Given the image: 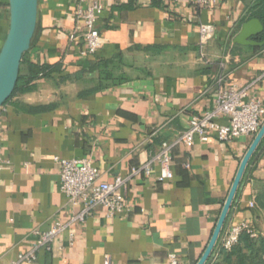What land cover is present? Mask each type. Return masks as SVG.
I'll use <instances>...</instances> for the list:
<instances>
[{
    "label": "crops",
    "instance_id": "0c3cea01",
    "mask_svg": "<svg viewBox=\"0 0 264 264\" xmlns=\"http://www.w3.org/2000/svg\"><path fill=\"white\" fill-rule=\"evenodd\" d=\"M96 1L102 5L96 21L101 44L94 55L84 56L80 41L69 39L78 0H38L36 30L21 68L24 73L31 63L58 68L0 109L5 161L0 264L29 250L34 231L65 223L81 209L60 191L55 157H89L100 171L99 181L111 182L148 161L163 141L187 128L190 118L210 111L221 89L245 88V99L264 107V46L233 41L257 0H222L215 7L195 0ZM8 23V0H0V48ZM201 24L214 27L203 47ZM101 61H109L113 81L98 88L97 72L75 77ZM252 139L243 135L220 142L211 135L189 147L176 144L171 179L156 180L157 165L150 176H131L121 189L124 214L106 218L96 208L64 228L49 250L38 251V264H167L169 252L195 264ZM262 182L264 138L245 169L222 235L245 222L264 237V211L255 201ZM213 251L205 264L213 261Z\"/></svg>",
    "mask_w": 264,
    "mask_h": 264
},
{
    "label": "built area",
    "instance_id": "2783aa9c",
    "mask_svg": "<svg viewBox=\"0 0 264 264\" xmlns=\"http://www.w3.org/2000/svg\"><path fill=\"white\" fill-rule=\"evenodd\" d=\"M221 1L195 0V3L202 7H215ZM101 9L102 5L96 0H78L74 9L75 27L69 34V39L73 42L80 41L82 44L81 54L84 56L94 55L100 47L101 42L96 21L97 14ZM213 35V25L201 24L199 26L200 46L203 47ZM245 97V88L230 86L221 89L217 93L215 105L210 111L190 118L187 128L172 141H163L158 151L148 161L140 167L132 168L128 176H116L111 182L99 181L100 171L92 164L89 157L71 159L55 157L60 167L59 189L65 195L68 203L81 205V209L73 213L65 223L56 222L46 231H34L37 238L33 246L29 250L19 253L10 264H38V251L49 250L54 238L64 228L71 223L82 222L98 207L105 211L106 218L124 214L127 211V206L121 189L127 180L139 173L150 176L154 165L159 167L156 180L171 179L173 177L171 151L176 144L181 143L189 147L196 140L207 142L211 135H214L220 142H230L243 135L254 137L264 122V107L259 100L245 99ZM219 117H224L226 122H218ZM4 163L0 149V170ZM183 166L189 168V163L185 162ZM249 206L254 207L255 203L250 201ZM244 231L250 237L257 236V232L248 223H239L220 237L222 247L225 250H230ZM167 264L184 263L176 253L169 252Z\"/></svg>",
    "mask_w": 264,
    "mask_h": 264
},
{
    "label": "water",
    "instance_id": "95a60500",
    "mask_svg": "<svg viewBox=\"0 0 264 264\" xmlns=\"http://www.w3.org/2000/svg\"><path fill=\"white\" fill-rule=\"evenodd\" d=\"M8 11V30L0 48V108L12 94L18 78L22 57L30 48L36 30L38 0H8ZM263 32L264 26L261 21L257 18H251L241 24L233 41L240 45L261 47L264 46V36L260 41L254 38ZM263 138L264 122L239 163L210 239L195 264H205L212 254L221 231L225 227L229 209L245 169Z\"/></svg>",
    "mask_w": 264,
    "mask_h": 264
},
{
    "label": "trees",
    "instance_id": "16d2710c",
    "mask_svg": "<svg viewBox=\"0 0 264 264\" xmlns=\"http://www.w3.org/2000/svg\"><path fill=\"white\" fill-rule=\"evenodd\" d=\"M257 18L264 26V0H257L249 10L245 20ZM26 54L23 55L18 78L10 97L5 101L4 105L17 93L26 91L29 84L40 77L48 76L52 70L58 68L55 66L38 65L31 63L27 73L22 71V64L26 61ZM97 72L98 74V88L103 87L105 84L102 81L114 80L109 61H101L95 63L87 68V70H81L75 74L76 78H83L86 74ZM123 77H118L117 81H120ZM3 105V106H4ZM257 208L264 211V182L259 186L257 195L255 196ZM215 245L214 251L216 255L213 257L211 264H264V237L257 235L256 237H250L247 232H242L238 241L232 246L230 250H225L221 243L220 237ZM213 251V252H214Z\"/></svg>",
    "mask_w": 264,
    "mask_h": 264
}]
</instances>
